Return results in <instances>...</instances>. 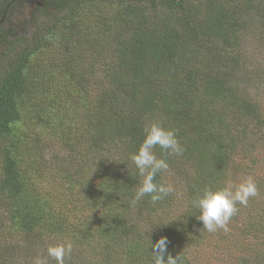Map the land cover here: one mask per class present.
<instances>
[{"label": "trees", "instance_id": "trees-1", "mask_svg": "<svg viewBox=\"0 0 264 264\" xmlns=\"http://www.w3.org/2000/svg\"><path fill=\"white\" fill-rule=\"evenodd\" d=\"M28 4L24 37L14 20ZM251 90L264 94V0H0V264L62 243L72 245L65 264H152L160 236L183 264L209 249L214 264H264L256 174L257 195L236 205L227 231L204 229L192 203L259 163L264 119ZM46 98L50 110L38 108ZM152 122L184 148L154 149L169 164L155 182L175 192L132 206L142 178L131 156ZM40 126L61 133L60 151Z\"/></svg>", "mask_w": 264, "mask_h": 264}, {"label": "clouds", "instance_id": "clouds-1", "mask_svg": "<svg viewBox=\"0 0 264 264\" xmlns=\"http://www.w3.org/2000/svg\"><path fill=\"white\" fill-rule=\"evenodd\" d=\"M144 139L136 153L131 156L132 163L142 178L135 196L129 201L134 206L143 197L148 196L155 205L175 192L171 184L155 182L158 173L168 172L169 164L163 157L158 158L154 149L159 147L162 153L180 156L184 152L174 129L165 128L158 122L145 125ZM257 195L255 182L249 177L244 181L227 185L223 188L206 187L192 202L199 210L197 219L202 222L208 232L218 229L227 231V224L237 211V204L246 205L250 197ZM170 241L167 236H160L155 243L150 241V257L152 264H183L181 256L175 257L168 251ZM72 251L71 244H57L47 248V259L37 256L33 264H48V259L56 264H65V257ZM165 257H167L165 259Z\"/></svg>", "mask_w": 264, "mask_h": 264}, {"label": "rangeland", "instance_id": "rangeland-1", "mask_svg": "<svg viewBox=\"0 0 264 264\" xmlns=\"http://www.w3.org/2000/svg\"><path fill=\"white\" fill-rule=\"evenodd\" d=\"M32 9H33L32 4L26 5L24 7V9L19 12V15L14 20V22L20 23V25H18V27H17V31H18V34L21 35V36L28 37V36L31 35V33L33 31V27L28 22V16L30 15ZM245 50L248 53H250V54H253L254 52H256L254 50V48L251 47V46H249V47L246 46ZM47 60H48V58H46V55L42 54V55L38 56V60L36 61V63L38 65H40V66H43ZM29 83L31 84L30 86H32V87H34L33 85H37L35 88H33V90H35L37 88H40L43 85H45V82L43 80V75L42 74L40 75V77L36 78L35 84H32L30 81H29ZM37 95H38V93H37ZM250 95L253 98V100H255V102H258L260 110H261L262 117L264 119V94L262 92H255L254 90H251L250 91ZM63 99L68 100V98H65V97ZM63 99H62V102H63ZM50 102H51L50 98L39 100V104H38L39 107L38 108H40V109L41 108H43V109L45 108V109H49L50 110ZM65 106L69 110L68 119H70V118H72V114H73L72 106H68L66 104V101H65ZM79 111H78V113H79ZM23 117L25 118V116H23ZM65 129H67L66 135L75 133V129L69 124H67V128H65ZM44 132H45V130H43V127L40 126L39 127V134L41 135L42 139L46 141V144H48V142H50L49 145L52 147L51 150L57 151L56 149H58L59 146H58V144H56L55 140L59 139V134H61V133H59L57 131H54L52 133H44ZM61 142H63V140ZM59 151H60V148H59ZM251 157L256 158L257 160H259V163H257V166L254 165L253 171H251V173L248 172V174H249L248 177H251V175H253V174L255 175L256 174L257 178H259V180H262L264 182V148H261V146H259V148H257L253 152V155ZM239 160H240V157H239ZM246 160L248 162H250V159H246ZM245 164H246V162H245ZM245 172H247V169H246ZM229 180H232V179L229 178L227 181H229ZM240 180L241 179H239V181ZM226 182H225L226 185H230L231 181L227 182V183ZM192 197H193V195H189V196H187V195L183 196L182 195L180 199H184V200L187 199L188 201H190ZM215 247L217 249L219 248L218 245H215ZM190 250H192V249L191 248L187 249V251H190ZM213 252L214 251H211L209 249V253H206V256H205V253L200 254V256L198 258V261H197V264H214V260H213L214 255L212 254ZM215 254H216V252H215ZM37 256H40L42 258H46L47 259V252L43 253L42 255H39L37 253V251L31 252L29 250H26L25 253H22L20 255V259L17 262L9 261L8 264H14V263L21 264L20 263L21 261H24V263L29 262V264H33V260ZM216 257H217V255H215V258ZM225 259L227 261H230L231 257H229L228 259L227 258H225ZM51 261H54V260H50V262ZM232 263H234L233 259H232Z\"/></svg>", "mask_w": 264, "mask_h": 264}]
</instances>
